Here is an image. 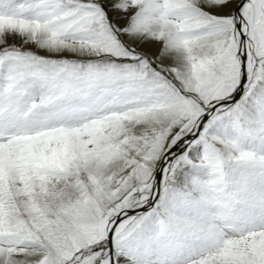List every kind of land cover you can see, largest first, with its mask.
<instances>
[{
	"label": "snow or ice",
	"instance_id": "obj_1",
	"mask_svg": "<svg viewBox=\"0 0 264 264\" xmlns=\"http://www.w3.org/2000/svg\"><path fill=\"white\" fill-rule=\"evenodd\" d=\"M0 264H264V0H0Z\"/></svg>",
	"mask_w": 264,
	"mask_h": 264
}]
</instances>
